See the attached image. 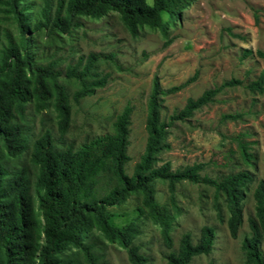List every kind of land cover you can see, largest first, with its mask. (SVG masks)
Returning a JSON list of instances; mask_svg holds the SVG:
<instances>
[{"label":"trees","instance_id":"trees-1","mask_svg":"<svg viewBox=\"0 0 264 264\" xmlns=\"http://www.w3.org/2000/svg\"><path fill=\"white\" fill-rule=\"evenodd\" d=\"M193 1L56 0L50 17V0H42L41 17L31 26L23 0H0V11L17 31L16 37L5 31L4 42L0 43V264H99L98 238H94V232L123 248L130 264H149L134 242L139 232L138 219L145 213L170 248L169 232L180 213L173 190L183 179L208 183L216 194L223 195L228 232L232 237L237 236L242 224L241 201L252 180L247 170L210 179L200 176L201 164L173 171L168 162L156 166L159 152L168 148L164 141L166 122L160 120L159 95L176 92L184 84L161 90L157 80L152 82L146 102L145 146L130 175L125 171L130 159L126 153L131 112L128 104L116 115L111 133L89 139L76 149L72 146L57 149L47 128L32 136L25 112L29 102L33 103L35 114L52 107L60 134L66 132L70 123L69 95L57 80L59 71L55 70V63H37L34 57L35 33L43 29L51 42L77 26L78 17L98 18L114 11L131 34L148 27L165 35L167 28L178 21ZM257 53L264 57V52ZM81 61L82 58L78 64ZM95 61L96 56L89 54L80 70L77 66L66 69L65 76L77 83L71 95L74 103L104 84L105 77L92 70ZM238 83L239 80L230 79L204 90L195 99L188 98L183 108L169 118L190 117L195 109L211 102L222 87ZM247 86L262 93L263 76ZM235 139L242 162L251 165L253 155L247 143L242 135ZM156 180L167 183L169 206L156 200L153 189ZM130 196L140 198L133 215L121 218L108 210ZM252 197L254 213L247 218L249 234L242 237L241 249L248 263L264 264L260 249L264 239L263 181L257 182ZM217 215L221 217L219 205ZM213 237L214 229L207 225L200 229L196 243L191 241L189 233H183L177 249L167 253V264H188L193 256L207 254Z\"/></svg>","mask_w":264,"mask_h":264},{"label":"rangeland","instance_id":"rangeland-1","mask_svg":"<svg viewBox=\"0 0 264 264\" xmlns=\"http://www.w3.org/2000/svg\"><path fill=\"white\" fill-rule=\"evenodd\" d=\"M22 5L34 25L41 17L42 0H23ZM55 5L56 0H50V17ZM5 31L17 36L13 22L0 11V43L4 42ZM34 36L36 62L55 63L57 80L69 95L71 114L68 129L60 134L55 110L49 107L35 114L29 102L25 112L30 134L37 136L47 128L57 149H76L89 139L111 133L116 115L128 104L131 112L126 153L130 159L125 171L129 175L145 146L146 102L152 82L157 80L161 90L184 84L176 92L159 95L160 120L166 122L164 141L168 148L159 152L156 166L168 162L173 171L201 164L200 176L210 179L247 170L252 180L241 201L242 224L237 236L232 237L226 226L223 195L216 194L208 183L183 179L173 190L180 213L169 232L171 247L165 245L157 226L145 213L138 219L139 232L134 242L149 264H167V253L177 249L183 233H189L196 243L200 229L207 225L214 229L210 251L193 256L188 264H250L241 249V239L249 234L247 218L254 213L253 189L258 181L264 182V91L250 90L247 84L260 75L264 78V57L257 53L264 52V0H194L165 35L148 27L131 34L118 14L108 11L98 18L78 17L77 26L51 42L43 29ZM168 39L171 41L166 43ZM89 54L96 56L92 70L104 76L105 81L74 103L71 95L77 83L67 78L65 71L69 66L80 70ZM230 79L240 83L222 87L211 102L195 109L190 117L169 118L183 108L188 98L195 99L204 90ZM239 135L253 155L249 166L239 156L235 139ZM153 189L156 200L169 206L167 183L156 180ZM138 205L140 198L130 196L108 210L127 218ZM94 238H98L99 264H130L123 248L107 242L97 232ZM263 244L264 239L260 244L264 258Z\"/></svg>","mask_w":264,"mask_h":264}]
</instances>
